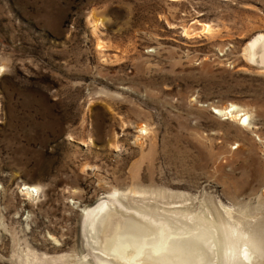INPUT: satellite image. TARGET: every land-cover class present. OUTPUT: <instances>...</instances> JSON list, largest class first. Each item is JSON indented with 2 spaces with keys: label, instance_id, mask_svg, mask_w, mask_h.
I'll return each instance as SVG.
<instances>
[{
  "label": "rangeland",
  "instance_id": "1",
  "mask_svg": "<svg viewBox=\"0 0 264 264\" xmlns=\"http://www.w3.org/2000/svg\"><path fill=\"white\" fill-rule=\"evenodd\" d=\"M258 33L264 0H0V264H96L82 208L114 191L179 232L236 225L255 262L231 264H264Z\"/></svg>",
  "mask_w": 264,
  "mask_h": 264
},
{
  "label": "bare ground",
  "instance_id": "2",
  "mask_svg": "<svg viewBox=\"0 0 264 264\" xmlns=\"http://www.w3.org/2000/svg\"><path fill=\"white\" fill-rule=\"evenodd\" d=\"M199 28L202 32H209L212 27L210 28L206 22L201 23ZM256 48L260 49H258V57L264 64V35L262 33L252 37L245 45L244 50L250 60H254L257 54ZM217 111L236 116L242 123L249 118L248 115L240 113V110L233 104L225 107L224 110L218 109ZM139 127L142 128L140 125ZM23 188L29 193L38 190L36 186L26 184ZM131 192L138 193L136 190H131ZM122 197H126V193L114 191L109 196H104L82 208L80 230L87 245L93 248L96 264H213L209 257L216 255L219 249L225 256L222 264H231L242 258L253 259L255 262V255L252 256V254L256 252L253 251L254 249L251 250L252 245H250L252 238H245L244 233L246 232L243 229H237L236 225H228L226 229L221 230L219 235L216 231L214 235L211 230L199 228L179 232L176 227L172 229L164 214L160 213L157 208L152 212L132 208L122 202ZM132 200L135 199L132 198ZM117 207L120 211L123 209L126 214H129L128 208H131L140 219L144 220V224H136L128 217L120 219ZM171 212L178 213V211ZM181 233H186V235L182 236ZM254 262L251 263L254 264Z\"/></svg>",
  "mask_w": 264,
  "mask_h": 264
},
{
  "label": "snow or ice",
  "instance_id": "3",
  "mask_svg": "<svg viewBox=\"0 0 264 264\" xmlns=\"http://www.w3.org/2000/svg\"><path fill=\"white\" fill-rule=\"evenodd\" d=\"M3 71V69L2 68H0V72H2Z\"/></svg>",
  "mask_w": 264,
  "mask_h": 264
}]
</instances>
